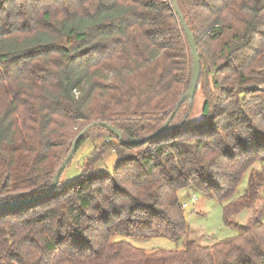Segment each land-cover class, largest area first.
Segmentation results:
<instances>
[{"label": "trees", "instance_id": "1", "mask_svg": "<svg viewBox=\"0 0 264 264\" xmlns=\"http://www.w3.org/2000/svg\"><path fill=\"white\" fill-rule=\"evenodd\" d=\"M175 1L198 48V123L195 98L180 102L194 63L171 0H0V203L45 195L85 125L78 150L102 141L77 179L0 211V264H264V210L255 208L264 187V0ZM174 112L165 133L139 142ZM109 152L113 171H94ZM190 188L224 203L229 226L245 209L253 216L211 247L188 240L183 251L147 254L114 241L185 236L179 192Z\"/></svg>", "mask_w": 264, "mask_h": 264}, {"label": "rangeland", "instance_id": "2", "mask_svg": "<svg viewBox=\"0 0 264 264\" xmlns=\"http://www.w3.org/2000/svg\"><path fill=\"white\" fill-rule=\"evenodd\" d=\"M203 106L204 98L200 91L195 96V105L193 113L190 117V122L198 123L203 120ZM85 125L70 141L66 149V158L72 150L73 143L78 135L83 132L82 130L87 128ZM90 128L89 130H91ZM102 144V141L87 142L79 150H76L73 159L68 164L64 174L61 177L60 185L64 186L67 183L77 179L82 174V167L86 164V159L94 151L95 147ZM65 158V159H66ZM64 159V161H65ZM116 164V156L114 152H109L105 157L94 167V171H108L112 172ZM87 166V164H86ZM262 167L261 163H256L252 169H250L243 177L241 183L238 186L236 197L243 195L248 188L249 178L252 171H260ZM195 195L197 200L191 202L190 206L185 209V215L188 222V232L185 236L180 237L177 240H173L164 236L145 237V238H133L117 235L114 237L116 242H126L137 248L142 249L147 254H153L158 250L166 251H183L185 248V241L194 240L198 244L204 247H211L216 243L235 238L239 235L242 226L247 224L250 218L253 216L254 209H245L238 215L233 217L232 223L227 225L224 220L225 204L218 202L215 199L208 198L204 194L193 190H182L179 192V199L181 204L191 201L192 195ZM256 209L264 210V187L261 190V196L259 202L256 204ZM262 222L264 223V216Z\"/></svg>", "mask_w": 264, "mask_h": 264}, {"label": "water", "instance_id": "3", "mask_svg": "<svg viewBox=\"0 0 264 264\" xmlns=\"http://www.w3.org/2000/svg\"><path fill=\"white\" fill-rule=\"evenodd\" d=\"M173 5H174V9H175V12H176V15L181 23V26H182V30L188 40V43L191 47V51H192V57H193V77H192V81H191V84H190V87H189V90L184 94V96L182 97L181 99V103H183L184 101L188 100V99H193L195 98L196 94H197V90H198V83H199V78H200V73H201V66H200V60H199V54H198V48L196 46V41H195V38L193 36V33L192 31L190 30L188 24L186 23L178 5L176 4V1L175 0H171ZM175 115V112L173 113V115L171 116V118L169 119V121L165 124V126L163 127V129L150 136V137H147L139 142H147L163 133H165L168 128H169V125H170V122L172 120V118L174 117ZM99 125L101 126H104L106 128H109L115 135L118 139L122 140V134L120 131H118L116 128H113L111 127L108 123H100ZM89 130V127L86 128L82 133L81 135L74 141L73 143V146H72V150L71 152L69 153L68 157L65 159V161L63 162V164L61 165V167L59 168V170L57 171L55 177L53 178L52 180V183L49 187V190L48 192L41 196V197H36L32 200H26V201H21V202H17V203H0V211H3V210H7V209H12V208H15V207H18V206H22L24 204H27V203H30L31 201H34V200H37V199H40V198H47L51 195H53L56 190L58 189L59 187V184H60V180H61V177L63 175V173L65 172L68 164L70 163V161L73 159L74 157V154L76 153V150H77V142H78V139L87 131Z\"/></svg>", "mask_w": 264, "mask_h": 264}, {"label": "built area", "instance_id": "4", "mask_svg": "<svg viewBox=\"0 0 264 264\" xmlns=\"http://www.w3.org/2000/svg\"><path fill=\"white\" fill-rule=\"evenodd\" d=\"M196 200H197V198H196V196L193 194V195H192V198H191V201L186 202L185 204H183V207H184L185 209L188 208V207L190 206L191 202L196 201Z\"/></svg>", "mask_w": 264, "mask_h": 264}]
</instances>
